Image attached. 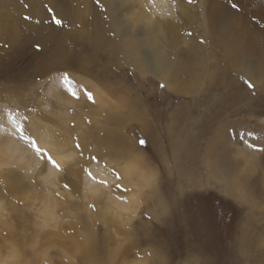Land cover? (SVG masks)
<instances>
[{"label": "rangeland", "instance_id": "rangeland-1", "mask_svg": "<svg viewBox=\"0 0 264 264\" xmlns=\"http://www.w3.org/2000/svg\"><path fill=\"white\" fill-rule=\"evenodd\" d=\"M136 1L125 19L138 28L152 9ZM173 1V64L159 79L130 57L110 61L109 45L93 50L95 9L110 18L101 0H0V264H264L261 3L228 0L224 42L210 20L219 0ZM39 27L64 36L61 58ZM13 120L51 155L50 142L66 152L52 155L55 186Z\"/></svg>", "mask_w": 264, "mask_h": 264}, {"label": "bare ground", "instance_id": "bare-ground-1", "mask_svg": "<svg viewBox=\"0 0 264 264\" xmlns=\"http://www.w3.org/2000/svg\"><path fill=\"white\" fill-rule=\"evenodd\" d=\"M101 1L106 5V11L110 18L106 20L104 18L105 11L95 9V13L92 17L95 35V38L92 41L93 50L97 52L103 49V45H109V53H107L106 50L105 52L107 53V57L110 61H113L119 56L130 57L136 64L151 72L157 78L162 79L170 69V66L173 64V60L171 57L172 52L170 53V51H167L164 48L163 43L174 32V26L170 24L171 22L165 19V17H172L173 15L175 11L174 1L138 0L140 1V4L142 6L145 7L146 5H151L152 9V14L148 15L144 12L145 14L140 16V21H144V23L138 28L133 27V25L125 19V16L127 14L132 13L134 7L133 2H137L136 0ZM243 1H245L247 5L256 3L255 1L258 2V0ZM259 2L261 3L260 8L264 16V0H259ZM231 3L228 0H219L211 5L210 10V20L212 22V26L219 29L220 37L224 42L232 33L230 23L231 7H229ZM12 8L13 10H18L14 6ZM180 9H182V7ZM145 20H148V22H145ZM32 32L34 34H37V37L41 40H52L53 43L51 48V55L54 58L59 59L64 55L65 44L63 35L53 37L51 35H48L46 30H44L42 27L36 28ZM113 35L115 37H120L125 42L130 40L132 42L131 51L127 50L126 53L123 49H120L116 41L113 39ZM260 67L264 69V58L261 61ZM108 70L106 72L107 75ZM109 74H111L110 71ZM222 143L223 141L218 142L217 147L223 146ZM42 144L44 145L46 143L43 142ZM49 144L51 146V151L53 150L52 155L56 158L57 161H62L67 157L65 154L66 152L57 144L51 142ZM10 146L12 152L21 153V149L18 144L16 145L15 143H11ZM112 151L113 150H111V152ZM24 155L25 154H23V156ZM34 158H27V160L28 162L32 161L31 163L35 162L36 164H38L39 161ZM47 172V178H50V180L46 182L47 185L49 184L50 186H55V180H57V178L59 177L57 170L53 168L52 165H50ZM92 172L95 177L99 179L104 178V175L100 173V170L98 168L92 169ZM85 184L87 186L89 194H97L101 190L100 185L96 182V180L91 179L89 176L85 177ZM12 191H17V189H12ZM45 200V204L47 205L49 210L48 217H50L51 220L54 221L56 220V215L54 214L53 210L56 206L54 204L53 198L49 196L46 197ZM14 257L17 259H23V255L20 252L14 253Z\"/></svg>", "mask_w": 264, "mask_h": 264}, {"label": "snow or ice", "instance_id": "snow-or-ice-1", "mask_svg": "<svg viewBox=\"0 0 264 264\" xmlns=\"http://www.w3.org/2000/svg\"><path fill=\"white\" fill-rule=\"evenodd\" d=\"M97 2H98V0H97ZM189 2H191V0H189ZM56 23L57 24H61L62 21L57 19ZM61 83L63 85V88L66 89L68 94H70L73 98H75L77 100L79 99V94H78V92L76 90L75 84L69 78V76L66 73L62 76ZM163 86L164 85H161V87H163ZM248 86L250 88L254 87V85H252L251 83H249ZM84 94L86 95L87 99L90 102H92L93 104L96 102L92 92L85 90ZM13 124L17 128L19 138L22 139L25 143H27L29 145V147H31L34 150L36 155L41 160H44V161H46V163L51 164L52 167L55 168L56 170H58V171L61 170V165L53 158V156L48 152V150L45 149V148L40 147V145L36 142V140L34 138H32L31 136H29V135H27L25 133L24 124L23 123H18L16 120H13ZM140 143L144 144L145 141L141 140ZM75 147L77 149H79L80 148V144L76 143ZM88 175L92 176V173L89 171ZM92 178L95 179V177H92ZM100 183L104 184L106 182L105 181H100ZM64 187L68 188L69 185L65 184ZM92 207L94 208V205Z\"/></svg>", "mask_w": 264, "mask_h": 264}]
</instances>
